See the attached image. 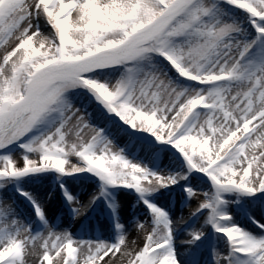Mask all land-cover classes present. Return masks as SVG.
<instances>
[{"label": "snow or ice", "instance_id": "snow-or-ice-1", "mask_svg": "<svg viewBox=\"0 0 264 264\" xmlns=\"http://www.w3.org/2000/svg\"><path fill=\"white\" fill-rule=\"evenodd\" d=\"M0 264H264V0H0Z\"/></svg>", "mask_w": 264, "mask_h": 264}, {"label": "bare ground", "instance_id": "bare-ground-1", "mask_svg": "<svg viewBox=\"0 0 264 264\" xmlns=\"http://www.w3.org/2000/svg\"><path fill=\"white\" fill-rule=\"evenodd\" d=\"M48 207H49V210H50L51 212H55V211H57V209H58V203H57L56 201H52V202L48 205ZM93 223H95V221H93Z\"/></svg>", "mask_w": 264, "mask_h": 264}]
</instances>
